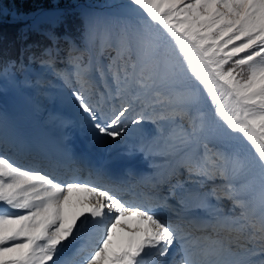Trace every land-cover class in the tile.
<instances>
[{
	"label": "snow or ice",
	"instance_id": "6c2138e0",
	"mask_svg": "<svg viewBox=\"0 0 264 264\" xmlns=\"http://www.w3.org/2000/svg\"><path fill=\"white\" fill-rule=\"evenodd\" d=\"M23 2L39 7L10 18L21 64L38 49L91 142L151 171L87 162L65 120L61 155L92 178L61 181L0 113V264H264V0ZM16 67L0 55V77Z\"/></svg>",
	"mask_w": 264,
	"mask_h": 264
},
{
	"label": "rangeland",
	"instance_id": "374dc122",
	"mask_svg": "<svg viewBox=\"0 0 264 264\" xmlns=\"http://www.w3.org/2000/svg\"><path fill=\"white\" fill-rule=\"evenodd\" d=\"M13 2L14 0H0V9L4 13L3 23L12 24L10 18L12 14L17 12L11 6ZM75 2L84 8H102L108 3H125L126 0H75ZM67 3L71 5L72 0H67ZM54 67L57 72L71 73L74 71L70 65L63 61H58ZM14 87L18 88V91L25 94L29 99V108L19 107L15 102L12 96ZM70 92L71 89L64 85L63 80L48 71L40 62L38 63L37 58L32 61L24 81L23 79L20 80L18 76L9 80L0 77V113H3L10 123H15L23 130L31 128L35 131L45 132L50 136L56 133L60 127V122L65 120L72 121L73 125H76L82 131L86 130L87 127L80 119L81 113L78 111ZM143 127L152 128V125L145 124ZM112 144L113 142L109 143L107 148H113ZM0 154L9 155L10 152L3 153L0 151ZM20 162L22 165L28 166L32 161L30 159L27 161L20 160ZM39 170L50 173L52 172V166L46 167L40 162ZM67 170L69 172L63 173V178H60L58 173L56 178L61 181H68L73 178L80 180L92 178L90 173L81 171L80 165L75 166V168H67ZM142 191L147 192L148 189L145 188Z\"/></svg>",
	"mask_w": 264,
	"mask_h": 264
},
{
	"label": "bare ground",
	"instance_id": "6f19581e",
	"mask_svg": "<svg viewBox=\"0 0 264 264\" xmlns=\"http://www.w3.org/2000/svg\"><path fill=\"white\" fill-rule=\"evenodd\" d=\"M12 96H13V99L15 100V102L18 104L19 107H26V108L30 107L29 99L26 97L25 94L20 93V91H18V88L14 87L12 89ZM74 129H75V132H74L73 139H74V143H75L77 152L81 149V145L79 143V140H81L83 143H85L86 146L91 151L90 154L84 155V157H86L87 162L92 161L93 165L107 166L108 164H110L114 161H127V160L123 159L120 155H118V153L122 152V149L107 148V145L112 142L109 138H102L103 140L107 139L106 140L107 143H105V144H102V145L96 144V143L93 144L90 142L91 132L88 128L86 130L82 131L76 125H74ZM24 131L29 136V138L32 140V142L38 147L39 155L47 154L53 158L54 162H56V163H54L56 170L52 171V174L56 175V173L58 172V174L60 173L59 177L63 178L61 173L62 172L65 173L67 169H66V167H63L62 165H60V163L64 159H67L68 161L71 162V165H70L71 168H75L76 165H80L81 169L84 172H86V173L90 172V169H86L85 166L83 165L84 162L74 161L71 158L63 157L61 155L60 145H61V136H62V132H63L61 127H59L58 130L56 131V133L52 136H50L49 134H47L45 132L35 131L34 129H31V128H28ZM105 148H106V150H105ZM93 154L96 157H98V160H95L92 158ZM21 158H24V157H21ZM128 162L132 166H134L135 168L138 169V167H139L138 164L143 162V161L141 159H136L134 161H128ZM141 164L146 165V166L148 165L147 163H141ZM125 167H127V166L121 167L119 169V171ZM84 242L85 241L83 239H81L72 248L68 249L64 253V255L67 256L71 252L72 249H75L78 246H81Z\"/></svg>",
	"mask_w": 264,
	"mask_h": 264
},
{
	"label": "trees",
	"instance_id": "16d2710c",
	"mask_svg": "<svg viewBox=\"0 0 264 264\" xmlns=\"http://www.w3.org/2000/svg\"><path fill=\"white\" fill-rule=\"evenodd\" d=\"M12 8H15L17 11L20 12H29L35 9L37 4H26L23 2V0H14L13 4L11 5ZM9 20V18H8ZM75 23L78 24L79 21L78 19L75 20ZM19 25H14V24H9V23H2L0 24V32L3 33L5 36V40L2 44H0V55L3 56L4 59H11L17 61V67L14 69L15 76L20 77V80L23 79L25 80L26 74L28 70L30 69L32 65V61L30 62L27 59V56L23 59V62L21 64L20 61V48L21 45L16 42L17 38V31ZM64 28L61 27L60 29H57L58 34L63 35L64 34ZM41 38L38 36L33 35L31 39L28 41V43H32L33 41L40 40ZM66 47V46H65ZM36 53V56L38 58V63L40 62L39 60V50L34 49L33 50ZM88 54H85L84 56V61L87 63L88 61Z\"/></svg>",
	"mask_w": 264,
	"mask_h": 264
}]
</instances>
